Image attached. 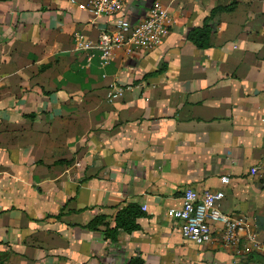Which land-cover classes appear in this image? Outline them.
Returning a JSON list of instances; mask_svg holds the SVG:
<instances>
[{"label": "crops", "instance_id": "1", "mask_svg": "<svg viewBox=\"0 0 264 264\" xmlns=\"http://www.w3.org/2000/svg\"><path fill=\"white\" fill-rule=\"evenodd\" d=\"M86 1L0 0V264H264V0H125L132 24L158 1L170 32L106 66L113 19ZM230 5L207 49L187 40ZM186 188L224 193L238 246L181 238L166 212ZM129 203L139 229L107 239Z\"/></svg>", "mask_w": 264, "mask_h": 264}, {"label": "built area", "instance_id": "2", "mask_svg": "<svg viewBox=\"0 0 264 264\" xmlns=\"http://www.w3.org/2000/svg\"><path fill=\"white\" fill-rule=\"evenodd\" d=\"M125 0H87L81 5L95 17L112 18L111 31L102 32L97 40L100 64H109L116 50L127 54L135 50L151 51L162 45L169 35L171 17L158 1H153L146 16L132 24L122 16ZM82 39V38H81ZM87 47V45H85ZM228 178H221L222 184ZM222 191L198 192L193 188L183 191L180 208H171L166 216L178 223L181 238L195 245L220 244L224 248L238 246L245 231V222L220 210ZM255 250L264 253V244L255 243Z\"/></svg>", "mask_w": 264, "mask_h": 264}, {"label": "trees", "instance_id": "3", "mask_svg": "<svg viewBox=\"0 0 264 264\" xmlns=\"http://www.w3.org/2000/svg\"><path fill=\"white\" fill-rule=\"evenodd\" d=\"M235 5H230L227 7H216L211 10L210 16L205 19L201 27H197L189 31L187 35V40L191 42L199 50L207 49L209 46V36L211 33V26L209 21L211 18L218 12H231L233 11ZM162 70L155 71L151 73L150 76L160 73ZM146 213L138 204L129 203L126 206L122 207L115 215L113 222L114 227L108 228L105 230V237L111 241L116 240L118 231H122L126 234H132L133 232L139 229L137 223L138 219L144 218ZM103 224V218H95L90 221L85 228L93 230L98 225ZM127 264H144V261L141 257L134 258L129 260Z\"/></svg>", "mask_w": 264, "mask_h": 264}]
</instances>
